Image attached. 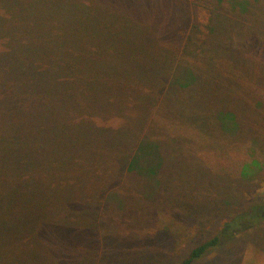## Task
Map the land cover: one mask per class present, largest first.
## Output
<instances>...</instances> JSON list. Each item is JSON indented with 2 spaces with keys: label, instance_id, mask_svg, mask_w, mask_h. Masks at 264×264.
Segmentation results:
<instances>
[{
  "label": "trees",
  "instance_id": "1",
  "mask_svg": "<svg viewBox=\"0 0 264 264\" xmlns=\"http://www.w3.org/2000/svg\"><path fill=\"white\" fill-rule=\"evenodd\" d=\"M165 6L170 16L181 18L171 19L167 12L168 23L161 13L144 21L120 0H0L3 241L35 238L43 226L71 219L88 227L92 215L83 212L84 222L74 220V204L99 199L124 170L158 184L159 147L142 138L159 90L172 78L175 56L161 50L162 35L171 25L181 27L186 15L172 0ZM185 74L184 79L175 75V85H193L194 72ZM223 107L225 99L214 121L204 109L200 125L235 133V114ZM261 222L264 201L229 218L214 238L178 264H193L224 238ZM7 243L0 246V264L14 254Z\"/></svg>",
  "mask_w": 264,
  "mask_h": 264
},
{
  "label": "rangeland",
  "instance_id": "2",
  "mask_svg": "<svg viewBox=\"0 0 264 264\" xmlns=\"http://www.w3.org/2000/svg\"><path fill=\"white\" fill-rule=\"evenodd\" d=\"M172 1L186 15L162 35L161 50L175 56L172 78L159 90L142 138L159 147L158 184L124 170L99 199L74 204V220L92 215L88 227L71 219L43 226L35 238L0 236V246L8 242L14 253L2 264H178L229 218L264 201V0ZM120 3L148 22L158 13L162 22L181 18L170 16L165 0ZM189 37L194 43L187 45ZM187 70L193 85H175ZM222 99L237 120L233 134L200 125L204 109L214 121ZM193 264H264V222L224 238Z\"/></svg>",
  "mask_w": 264,
  "mask_h": 264
}]
</instances>
